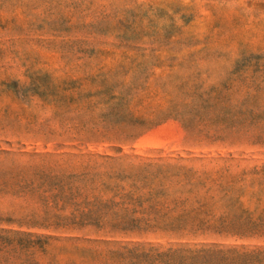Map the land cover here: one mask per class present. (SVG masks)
Wrapping results in <instances>:
<instances>
[{
	"label": "rangeland",
	"instance_id": "1",
	"mask_svg": "<svg viewBox=\"0 0 264 264\" xmlns=\"http://www.w3.org/2000/svg\"><path fill=\"white\" fill-rule=\"evenodd\" d=\"M0 264H264V0H0Z\"/></svg>",
	"mask_w": 264,
	"mask_h": 264
}]
</instances>
